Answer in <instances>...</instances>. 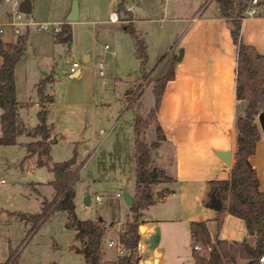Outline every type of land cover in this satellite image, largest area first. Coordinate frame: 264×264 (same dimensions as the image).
<instances>
[{
    "label": "rangeland",
    "instance_id": "rangeland-1",
    "mask_svg": "<svg viewBox=\"0 0 264 264\" xmlns=\"http://www.w3.org/2000/svg\"><path fill=\"white\" fill-rule=\"evenodd\" d=\"M69 1L35 0L31 14L38 20L64 17ZM120 1L77 0L82 14L73 25L72 48H66L65 51L63 43L58 42L52 32L32 29L26 52L16 65L19 98L22 102L28 100L34 103L39 98L37 84L34 83L48 73L52 79L46 89L54 94L52 103L48 105V122L53 124L52 121L56 119L63 125L71 126L73 122L82 125L84 140L76 143L68 138L60 139L53 145L50 160L53 163L70 158L77 144V162H83L80 176L75 182L76 211L81 218L102 215L106 221H123L127 217L130 210L125 201V192H133L136 182L135 133L132 122L134 110L128 107L129 103L135 91L138 94L143 89L141 95H136L135 104L136 110L149 119L145 138L150 140L156 125L155 118L148 115L154 104V81L168 69L166 55L170 45L175 40L179 45H185L186 42V37L182 38V35L188 21L175 18L190 17L200 0H125V3L128 1L134 5L141 2L135 9L138 20L133 24L148 45L149 59L145 65L135 54L136 42L124 24L103 21L110 10L118 9ZM216 1L213 0L212 4ZM73 2L71 0L72 5ZM0 35L6 42H14L17 38L9 29ZM106 42L117 50L116 55L107 51L104 47ZM84 51L92 54L90 62H84ZM180 51L181 48L177 57ZM64 52L66 56L62 66L59 53ZM1 60L0 56V63ZM73 60H78L82 65L96 64L102 60L105 63V74L100 75L93 66L80 77H71L68 71ZM152 69L154 71L149 73ZM134 74V78L128 80ZM20 110L21 119L29 127L38 123L35 104ZM1 112L0 107V116ZM101 127H104V131L100 130ZM31 140L32 137L22 133L18 135L17 143L0 144V178L5 179V182L0 183V207L4 208L0 218V261H7L11 250H17L18 264H82L83 256L72 248L77 241L74 229L66 226L65 211H54L34 229L33 221L27 218L41 209L42 197L38 191L43 196H49L54 191L49 183L54 177L53 172L47 165H38L36 155L28 154L24 142ZM158 149L160 146L153 154V164L160 169H166L163 166L168 164L171 169L172 151L169 149L165 161L157 155ZM117 192H121L122 197H118ZM97 193L102 197L100 201L95 198ZM85 194L91 195L89 205L84 203ZM233 218L244 224L243 219ZM116 232V227L109 226L107 237ZM147 238L148 235L143 240ZM110 249L109 253L115 255V250ZM142 261L140 258L138 264Z\"/></svg>",
    "mask_w": 264,
    "mask_h": 264
},
{
    "label": "crops",
    "instance_id": "crops-1",
    "mask_svg": "<svg viewBox=\"0 0 264 264\" xmlns=\"http://www.w3.org/2000/svg\"><path fill=\"white\" fill-rule=\"evenodd\" d=\"M212 1L200 0L197 2V9L190 17L175 18L178 21H188L184 25L185 31L182 35V38L186 37V42L185 45H179L175 40L170 45L166 60L168 61V68L172 63L174 64L175 75L166 83L157 113L158 121L166 134V139L160 145L157 155L166 161L170 149L173 155V167L170 169L168 164L163 166L171 176L169 181H160L153 185L156 191L166 188L171 191L164 192L160 196L156 194L155 202L144 209V217H147V219L139 224L140 239L137 246V254L143 259L142 264H151V262L152 264H165L167 261H169L167 264H195L190 229V223L193 220L207 221L213 240L220 237L233 241L252 236L244 219L239 217L244 221V224H241L239 220L233 218L238 216L228 211L224 216L222 225L219 227L216 220L218 210L206 203L209 200L210 180L230 177L237 148L236 118L244 113L246 105V101L238 98L236 94L237 45L233 41L227 17L223 16L220 11L218 1L214 4H212ZM140 4V1L136 2L135 5L127 1L125 9H112L109 11L110 13L116 10L121 16L119 21H111L109 13L103 21L110 24L127 23L129 21L127 11H130L134 17L133 22H137L135 9ZM34 5L35 0H32V11ZM209 5L210 9H208ZM129 6H132V8ZM71 9L72 3L70 0L65 8L64 17L50 20L67 21ZM259 9L257 15L242 19L241 37L246 43L253 44L264 54V6L260 5ZM81 14L80 5L78 6L77 20L80 19ZM43 20H47V18ZM77 20L70 22L72 32L74 22ZM30 32H28V39ZM0 37L3 39L1 35ZM3 41L11 43L6 42L4 39ZM71 43V47H68V44H63L65 51L66 48H72L73 38ZM105 44L110 46L107 51L112 55L117 54V50L109 42ZM179 48L182 51L180 58L177 57ZM63 54L66 56V52ZM63 54L59 53V56ZM87 56L88 60L84 62H90L92 58L89 51H84L83 60ZM95 65L90 63L81 64L80 73L78 76L73 77H80L85 70L92 69ZM47 75L48 73L42 75L34 84H38ZM131 76L128 80L132 78ZM15 79L17 98L21 104L19 117L20 109L28 107L27 102L30 105L35 104L38 110L41 109L43 104L50 105L52 103L54 94L47 91V89L46 91L51 95L48 101L42 102L39 97L34 103L28 100L22 102L19 98L20 88L17 82L16 68ZM126 83H124V88ZM259 108V112L264 110V101L260 102ZM255 120L261 129L258 114ZM52 122L55 138L52 148L56 142L63 138H68L76 143L84 140L85 136L82 134L84 130H82L81 124L73 122L71 126L63 125L56 119ZM100 130L104 131V127H101ZM261 132L262 136L257 143L256 152L250 159L258 169L260 185L264 191V133L262 129ZM228 148L232 150L230 162H227L217 153L218 150ZM51 180L49 181L50 184ZM134 190L130 193L131 195L134 194ZM38 192L42 197L41 203L44 197L51 199L55 194V190L49 196H43L40 191ZM224 207H226V202L223 201ZM1 208L4 213V208ZM130 214L131 210L127 217ZM96 217L98 218V216ZM96 217L92 219H97ZM127 217L123 221H106L103 216L102 219L108 227L114 226L117 230ZM107 232L108 228L103 240L104 259H112L114 254L109 253L108 249H111L105 244V241L110 238L107 237ZM147 235L148 238L144 241L143 238ZM187 257L189 258L186 259ZM147 258L151 262L149 260L144 261ZM172 260H175L174 263Z\"/></svg>",
    "mask_w": 264,
    "mask_h": 264
},
{
    "label": "trees",
    "instance_id": "trees-1",
    "mask_svg": "<svg viewBox=\"0 0 264 264\" xmlns=\"http://www.w3.org/2000/svg\"><path fill=\"white\" fill-rule=\"evenodd\" d=\"M223 16L227 17L230 32L234 43L237 45L236 68V94L246 101L244 113L236 118L237 148L235 159L230 171V177L224 179H211L209 200L215 195L226 202V207L217 211V224L223 223L226 212L244 219L250 237L242 240L229 241L226 238L212 239L207 221L193 220L190 223L192 245L199 243L202 250L193 248L195 264H261L264 255V191L260 185L257 167L252 163L251 156L256 152L257 143L262 136L259 124L255 120L264 101V54L256 46L246 43L241 37L242 16L249 0H217ZM264 6V0H259ZM118 9H125V0L118 3ZM133 14L127 11V23L124 28L131 33L136 42V55L142 65L148 62V45L139 31L134 27ZM28 32L17 36L15 42L5 43L0 37V107L2 108L0 120L2 134L0 144H15L18 135L25 133L33 138L24 142L29 155H36L38 165H47L53 172L51 184L55 194L53 198L44 197L39 212L27 218L34 223L33 229L41 225L56 210L65 211L67 214V227L75 231L74 238L78 243L72 248L83 256L82 264H102L104 259L103 240L106 234L104 219L81 218L76 211L77 190L75 182L80 176L83 165L77 162V144L74 154L65 160H51L54 125L48 122L50 108L43 104L38 110V123L29 127L20 117L21 106L17 98L15 68L26 52ZM73 32L70 22H65L56 35V40L63 44L72 41ZM162 58L158 61L161 62ZM157 64V65H158ZM156 67H154L155 69ZM152 69L149 73L154 71ZM175 75L172 63L166 73L157 77L153 84L154 104L148 111L156 121L150 140L145 138L146 127L149 125L148 117L136 110L135 99L141 95L143 89L131 98L129 108L134 110L133 126L135 133V159L136 182L130 205L131 214L123 222L121 238L124 240L127 254L122 256L123 264H138L140 256L137 246L140 239L139 224L144 221V209L153 204L157 196L171 191L169 188L156 191L153 185L160 181H169L171 176L166 169H160L153 164L155 150L166 139V134L159 123L157 113L160 108L162 95L168 80ZM52 76L47 75L37 84V91L42 102L49 100L51 95L46 91L47 83ZM128 101V99H125ZM129 102V101H128ZM30 105L29 102L26 103ZM144 230V228L142 227ZM17 250H11L8 260L17 263ZM144 264V263H143Z\"/></svg>",
    "mask_w": 264,
    "mask_h": 264
},
{
    "label": "built area",
    "instance_id": "built-area-1",
    "mask_svg": "<svg viewBox=\"0 0 264 264\" xmlns=\"http://www.w3.org/2000/svg\"><path fill=\"white\" fill-rule=\"evenodd\" d=\"M23 0H0V34L5 32L7 29L11 30L16 36L20 34L27 33L32 29L41 32H52L56 37L57 33L61 30L63 23L68 21H56V20H38L34 18L31 13L25 12L20 8V4ZM132 8V6H129ZM259 0H249L248 4L244 10L242 19L255 16L259 13ZM109 19L111 21H119L120 16L116 10L109 13ZM109 44H105V48L109 49ZM95 67L98 69L100 75L105 74V63L100 60L96 63ZM78 68H81V63L78 60H73L70 63L68 73L75 72ZM5 182L4 178H0V183ZM118 197L122 196L121 192H117ZM95 198L101 200L100 194H96ZM3 215V209L0 207V218ZM147 217H144L146 220ZM122 224V223H121ZM108 225L106 226V229ZM123 231L122 225L117 229L115 235L108 238L105 243L106 246L115 250V255L112 259H105L102 264H123L121 258L127 254V248L124 240L121 238V233ZM196 250H202L203 248L199 243L193 245ZM263 261V256L261 258ZM0 264H14L13 260H7L1 262Z\"/></svg>",
    "mask_w": 264,
    "mask_h": 264
},
{
    "label": "water",
    "instance_id": "water-1",
    "mask_svg": "<svg viewBox=\"0 0 264 264\" xmlns=\"http://www.w3.org/2000/svg\"><path fill=\"white\" fill-rule=\"evenodd\" d=\"M20 8L25 12L32 13V0H23L20 4ZM77 17H78V2H77V0H74L71 12L67 18L68 19L67 21L68 22L75 21V20H77ZM71 44L72 43L69 42L68 47H71ZM181 55H182V51L180 52L179 58L181 57ZM64 56H65V54H63L60 58L61 64L63 63ZM87 60H88V56L84 57V61H87ZM80 70H81V68H78L75 72L71 73L70 76L71 77L78 76V74L80 73ZM131 77L134 78V75H132ZM258 119H259L261 129L264 133V110H261L258 113ZM217 153L222 158H224L227 162L231 161L232 150L230 148L224 149V150H218ZM125 201L129 205H131V203L133 201V197L128 191L125 192ZM84 203L87 205H89L91 203V195L90 194H85ZM210 205L214 209L220 210L223 208V200L221 198L216 197L215 195H212L210 198ZM23 217H26V214H23ZM99 219H102V216H99ZM148 260L149 259L147 258L144 261H148ZM140 264H142V262ZM151 264H152V262H151ZM261 264H264V260L261 262Z\"/></svg>",
    "mask_w": 264,
    "mask_h": 264
}]
</instances>
